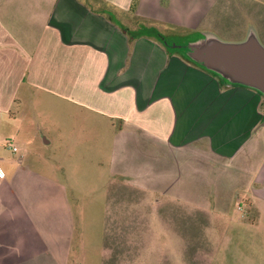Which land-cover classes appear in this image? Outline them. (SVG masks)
Returning a JSON list of instances; mask_svg holds the SVG:
<instances>
[{
    "label": "crops",
    "instance_id": "1",
    "mask_svg": "<svg viewBox=\"0 0 264 264\" xmlns=\"http://www.w3.org/2000/svg\"><path fill=\"white\" fill-rule=\"evenodd\" d=\"M216 2L0 0V240L14 206L9 195L20 200L27 181L24 156L13 159L8 150L12 143L28 152L37 140L24 106L53 100L64 112L90 117L72 140L61 131L67 123L57 126L59 140H111L112 175L144 191L196 202L184 189L193 187L201 161L219 169L238 164L235 176H243L245 195L264 221V96L226 84L153 37L131 40L121 26L190 34L210 22ZM142 63L139 75L129 70ZM41 140L51 144L52 137Z\"/></svg>",
    "mask_w": 264,
    "mask_h": 264
},
{
    "label": "rangeland",
    "instance_id": "2",
    "mask_svg": "<svg viewBox=\"0 0 264 264\" xmlns=\"http://www.w3.org/2000/svg\"><path fill=\"white\" fill-rule=\"evenodd\" d=\"M251 27L264 44V0H217L210 22L200 30L163 34L179 43L205 32L241 41ZM143 68L142 63L129 70L139 75ZM24 108L37 140L28 152L20 144L19 151L8 150L13 159L24 156L22 184L27 181L20 200L9 195L14 206L0 240L1 264H264V221L245 195L243 176H235L238 164L219 169L201 161L193 187L184 189L196 202L185 204L113 176L111 140L70 144L86 131L81 126L90 124L89 115L64 112L57 100L35 107L26 102ZM64 123L68 127L61 131L72 137L65 142L55 132ZM42 135L51 136V144Z\"/></svg>",
    "mask_w": 264,
    "mask_h": 264
},
{
    "label": "water",
    "instance_id": "3",
    "mask_svg": "<svg viewBox=\"0 0 264 264\" xmlns=\"http://www.w3.org/2000/svg\"><path fill=\"white\" fill-rule=\"evenodd\" d=\"M159 36L166 45L182 50L226 84L247 86L264 96V44L255 28L251 27L241 41L223 40L212 32L183 43ZM260 125H264V118Z\"/></svg>",
    "mask_w": 264,
    "mask_h": 264
},
{
    "label": "trees",
    "instance_id": "4",
    "mask_svg": "<svg viewBox=\"0 0 264 264\" xmlns=\"http://www.w3.org/2000/svg\"><path fill=\"white\" fill-rule=\"evenodd\" d=\"M115 19V18H114ZM116 20V19H115ZM122 28L125 32H127V34L129 35L130 39L133 40L139 36H142V35H147V36H150V37H153L155 39H157L159 42H161L162 44H164V46L168 49L169 52L173 53L175 52L176 50L178 51H181L180 49L178 48H174L172 46H168L166 45L162 39L160 38V34H163L157 27L155 26H150V25H147V24H144L142 25L140 28H137L135 30L127 27L126 25H122ZM164 35V34H163ZM187 60H189L190 62L194 63V64H197L199 65L200 67L208 70L207 68H205L204 66L198 64L197 62L193 61L191 58H189L186 54H182ZM133 186V185H132ZM135 187V186H134ZM138 188V187H137ZM138 189H141V188H138ZM143 190V189H142Z\"/></svg>",
    "mask_w": 264,
    "mask_h": 264
},
{
    "label": "built area",
    "instance_id": "5",
    "mask_svg": "<svg viewBox=\"0 0 264 264\" xmlns=\"http://www.w3.org/2000/svg\"><path fill=\"white\" fill-rule=\"evenodd\" d=\"M10 143H11V142H10ZM10 146L13 148V150H17V147H16L15 145H13L12 143H11Z\"/></svg>",
    "mask_w": 264,
    "mask_h": 264
}]
</instances>
